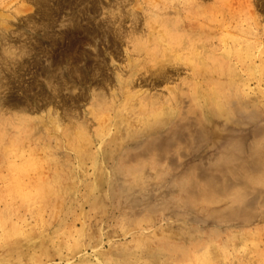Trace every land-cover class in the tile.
Returning <instances> with one entry per match:
<instances>
[{"label":"rangeland","instance_id":"374dc122","mask_svg":"<svg viewBox=\"0 0 264 264\" xmlns=\"http://www.w3.org/2000/svg\"><path fill=\"white\" fill-rule=\"evenodd\" d=\"M0 61V264H264V0H0Z\"/></svg>","mask_w":264,"mask_h":264},{"label":"bare ground","instance_id":"6f19581e","mask_svg":"<svg viewBox=\"0 0 264 264\" xmlns=\"http://www.w3.org/2000/svg\"><path fill=\"white\" fill-rule=\"evenodd\" d=\"M43 3H44V2H43ZM164 9H165V8H164ZM56 14H57V13H56ZM133 15H134V14H133ZM56 16H57V15H56ZM58 16H59V15H58ZM118 18H119V17H118ZM55 19H56V18H55ZM135 19H136V18H135ZM135 19H134V20H135ZM134 20H133V22L136 21V20H135V21H134ZM47 22H48V21H47ZM49 22H50V20H49ZM33 23H34V22H33ZM174 23H175V22H174ZM103 24H104V23H103ZM111 24H112V23H111ZM136 24H137V23H136ZM180 24H182V23H180ZM49 25H50V24H49ZM75 25H76V24H75ZM120 25H121V24H120ZM120 25H118V26H120ZM175 25H176V24H175ZM41 27H42V26H41ZM45 27H46V26H45ZM73 27H75V26L73 25ZM76 27H77V26H76ZM120 27H121V26H120ZM120 27H119V28H120ZM130 27H132V26L130 25ZM133 27H134V26H133ZM135 28H136V27H135ZM109 30H110V29H109ZM118 30H119V29H118ZM182 30H183V29H182ZM115 31H116V30H115ZM184 31H185V30H184ZM184 31H183V32H184ZM118 32H119V31H118ZM188 32H189V31H187V33H188ZM103 34H104V33H103ZM124 34H125V33H124ZM128 34L130 35V32H129ZM128 34H127V35H128ZM183 34H185V33H183ZM129 35H128V36H129ZM144 35H145V34H143L142 36H144ZM102 36H103V35H102ZM113 36H114V35H113ZM128 36H125V37H128ZM117 37H120V36H117ZM125 37H123V38H125ZM129 39H131V38H129ZM103 40H104V39H103ZM148 40H149V39H148ZM185 40H186V39H185ZM132 41H133V40H132ZM164 41H165V40H164ZM174 41H175V40H174ZM181 41H182V40H181ZM183 41H184V40H183ZM183 41H182V42H183ZM2 42H3V41H2ZM117 43H118V42H117ZM129 43H130V40H129V42L127 41V44H128V45H129ZM52 44L55 45V42H52ZM118 45H119V44H118ZM201 45H202V43H201ZM12 46H13V45H12ZM34 46H35V45H34ZM198 46H200V45H198ZM205 46H206V45H205ZM9 47H10V46H9ZM9 47H8V48H9ZM167 47H168V46H167ZM182 47L184 48L183 45H182ZM195 47H196V46L190 48V50L193 49V51L191 52V54H192L193 57H194V55H195L194 52L197 53V52L195 51V49H196ZM236 47H238V46L236 45ZM8 48H7V49H8ZM21 48H22V47H21ZM115 48H116V47H115ZM128 48H129V47H128ZM134 48H135V47H134ZM29 49H30V48H29ZM42 49H43V48H42ZM42 49H41V50H42ZM138 49L141 50L142 48H138ZM138 49L136 48L135 50L137 51ZM212 49H214V48H212ZM5 50H6V49H5ZM10 50H11V49H10ZM10 50H9V51H10ZM31 50H32V49H31ZM140 50L137 51V52L141 55L142 52L140 53ZM167 50H168V49H167ZM178 50H179V49H178ZM182 50H183V49H182ZM6 51H7V50H6ZM141 51H143V50H141ZM22 52H23V53L21 54V56H22V55L24 56V55H27V54L29 55V53H30L29 50L25 52L24 49H23ZM24 52H25V53H24ZM123 52H124V51H123ZM131 52H133V50H131ZM174 52L176 53V51H174ZM10 53H11V52H10ZM18 53H19V52H18ZM133 53H134V52H133ZM210 53H211V52H210ZM210 53H209V54H210ZM234 53H236V52H234ZM12 54H13V53H12ZM136 54H137V53H136ZM202 54H204V53H202ZM207 54H208V52H207ZM7 55H8V54H7ZM19 55H20V54H19ZM38 55H39V54H38ZM133 55H134V54H133ZM154 55H155V54H154ZM174 55H175V54H174ZM176 55H177V54H176ZM229 55H230V54H229ZM234 55H235V54H234ZM239 55L241 56V54H239ZM148 56H149V55H148ZM177 56H178V55H177ZM180 56H181V55H180ZM192 56H191V57H192ZM196 56H197V55H196ZM204 56H205V55H204ZM18 57H20V56H18ZM46 57H47V56H46ZM48 57H49V56H48ZM135 57H136V56H135ZM170 57L174 58L173 56H169V59H170ZM193 57H192V58H193ZM208 57H209V56H208ZM216 57H217V56H216ZM22 58H23V57H22ZM55 58H56V57H55ZM183 58H184V57H183ZM20 59H21V58H20ZM52 59H53V58H52ZM57 59H58V58H57ZM169 59H167V61H168ZM177 59H178V57H177ZM207 59L209 60V58H207ZM13 60H14V59H13ZM55 60H56V59H55ZM132 60L134 61V59H132ZM165 60H166V59H165ZM171 60H172V59H170L169 61H171ZM179 60H180V59H179ZM212 60H213V59H212ZM6 61H7V60H6ZM174 61H175V60H174ZM183 61H184V60H183ZM210 61H211V60H210ZM216 61H217V60H216ZM0 62H1V61H0ZM13 62H15V60H14ZM13 62H12V63H13ZM64 62H65V61H64ZM134 62H135V61H134ZM164 62H165V61H164ZM164 62H163V63H164ZM172 62H173V61H172ZM172 62H171V63H172ZM175 62H176V61H175ZM175 62H173V63H175ZM214 62H215V60H214ZM15 63H16V62H15ZM15 63H13V65H14ZM51 63H53L52 65H54L55 62H50V65H51ZM56 63H59V62L57 61ZM130 63H131V62H130ZM171 63H170V64H171ZM199 63H200V62H199ZM199 63H198V64H199ZM6 64H7V62L5 63V65H6ZM16 64H19V62L16 63ZM16 64H15V65H16ZM166 64H169V62L166 63ZM166 64L163 66V68H164V67H168V66H166ZM170 64H169V66H170ZM175 64H176V63H175ZM177 64H179V63H177ZM195 64H196V63H195ZM200 64H201V63H200ZM203 64H204V63H203ZM19 65H20V64H19ZM23 65H24V64H23ZM173 65H174V64H173ZM173 65H171V66H173ZM179 65H180V64H179ZM192 65H193V64H192ZM204 65H205V64H204ZM214 65H215V63H214ZM6 66H7V65H6ZM171 66H170V67H171ZM177 66H178V65H177ZM177 66H176V67H177ZM193 66H194V65H193ZM195 66H197V65H195ZM221 66H222V65H219V67H221ZM8 67H9V65H8ZM8 67H7V68H8ZM15 67H16V66H15ZM17 67H18V69H19L20 66L17 65ZM22 67H23V66H21V68H22ZM160 67H162V65L158 66L159 69H161ZM173 67H174V66H173ZM176 67H175V68H176ZM178 67H180V66H178ZM190 67L193 68L192 66H190ZM70 68H71V67H70ZM133 68H134V66H133ZM163 68H162L161 70H163ZM187 68H188V67H187ZM50 69H51V68H50ZM138 69H139V68H138ZM165 69L168 70L167 68H165ZM198 69H199V68H198ZM5 70H6V74H7V69L5 68ZM8 70H9V69H8ZM96 70H97V68H96ZM157 70H158V69H156V71H157ZM161 70H160V71H161ZM193 70H196V68H194ZM193 70H192V71H193ZM163 71H164V70H163ZM168 71H169V70H168ZM170 71H171V70H170ZM187 71H188V70H187ZM1 72H2V71H1ZM3 72H4V70H3ZM12 72H13V71H12ZM14 72H15V71H14ZM18 72H19V70H18ZM94 72H97V71H94ZM146 72H149V71L146 70ZM151 72H152V71H150V73H151ZM158 72H159V71H158ZM158 72H155V73L152 72V74H150V76L153 75V77H151V79L153 78V79H155V81L158 80L156 77H158V78L160 77L161 79H163V75H164V73H163L162 71L159 73V74L163 73V74H161V76H162V77H161V76L158 74ZM164 72L169 73V72H167V71H164ZM4 73H5V72H4ZM9 73H10V72H9ZM97 73H98V72H97ZM97 73H95V74H97ZM170 73H171V72H170ZM170 73H169V74H166V75H169V76H170ZM192 73H193V72H192ZM195 73H197V74H196V78H197V77L199 76V70H197ZM195 73H194V74H195ZM11 74H13V73H11ZM41 74H42V73H41ZM43 74H45V73H43ZM99 74H100V73H99ZM172 74H173V73H172ZM172 74H171V75H172ZM7 75H8V74H7ZM101 75H102V74H101ZM128 75H129V73H128ZM128 75H127V76H128ZM154 75H155V76H156V75H159V76L154 77ZM42 76H43V75H42ZM105 76H106V75H105ZM139 76H141V75H139ZM150 76H149V77H150ZM172 76H173V75H172ZM3 77H4V76H3ZM3 77H2V78H3ZM7 77H8V76H7ZM94 77H95V76H94ZM165 77H166V76H165ZM165 77H164V78H165ZM167 77H168V76H167ZM55 78H56V77H55ZM120 78H121V77H120ZM137 78H138V77H137ZM139 78H140V81H141L142 83H145V82L143 81V80H144V79H143L144 76L142 77V79H141V77H139ZM139 78H138V79H139ZM146 78H147V77H146ZM196 78H195V79H196ZM15 79H16V76H15ZM97 79H98V78H97ZM99 79H100V78H99ZM102 79H103V77H102ZM102 79H101V80H102ZM149 79H150V78H149ZM167 79H168V78H167ZM192 79H193V78H192ZM11 80H12V79H11ZM60 80H61V79H60ZM103 80H104V79H103ZM121 80H122V78H121ZM136 80H137V79H136ZM147 80H148V79H147ZM147 80L145 79L146 83H147ZM163 80H164V82L166 81L165 79H163ZM163 80H162V82H163ZM200 80H201V79H200ZM6 81H7V80H6ZM9 81H10V80H9ZM104 81H105V80H104ZM106 81H107V80H106ZM108 81H109V80H108ZM149 81H150V80H149ZM153 81H154V80H153ZM167 81H168V80H167ZM170 81H171V80H170ZM197 81H198V80H197ZM160 82H161V81H160ZM164 82H163V83H164ZM198 82H199V81H198ZM5 83H6V82H5ZM57 83H58V82H57ZM57 83H56V84H57ZM102 83H103V82H102ZM105 83H106V82H105ZM119 83H121V82H119ZM136 83H137V81H136ZM148 83H149V82H148ZM150 83H151V82H150ZM150 83H149V84H150ZM155 83H156V82H155ZM155 83H154V84H155ZM158 83H159V82H158ZM10 84H11V83H10ZM58 84H60V83H58ZM58 84H57V85H58ZM64 84H65V83H64ZM68 84H69V83H68ZM133 84H134V83H133ZM140 84H141V83H140ZM152 84H153V83H152ZM204 84H205V83H204ZM34 85H35V84H34ZM98 85H99V84H98ZM108 85H109V84H108ZM14 86H15V85H14ZM14 86H13V87H14ZM63 86H64V85L62 84V87H63ZM70 86H71V85H70ZM9 87H10V86H9ZM13 87H12V88H13ZM67 87H68V86H67ZM118 87H120V86H118ZM130 87H131V86H130ZM26 88H27V87H26ZM58 88H59V87H58ZM63 88H64V87H63ZM98 88H100V87H98ZM101 88H102V87H101ZM101 88H100V89H101ZM106 88H107V87H106ZM125 88H126V87H125ZM125 88H124V90H125ZM217 88L220 89L221 86L218 85ZM68 89H69V88H68ZM68 89H67V90H68ZM100 89H99V90H100ZM215 89H216V88H212V87L208 88V86H206V87L204 88V85H198V84H196V85H194V86L192 85L191 87L189 86V90H188V92H186V94L184 93V94H185V95H184V102L186 103V100L188 99V101L190 102V109H191V111L194 112V113H196V114H198V116H200V118L193 119L195 122H197V123H199V124H200V123H203V122L206 121V119H208L209 117H211V115H213V112H217V111H219V110L221 109V106H218L217 104H216V105H217V106H216L217 109H216V107H215V108L213 107V108H212L213 111L210 110L209 107H207V104H208L207 100H210V97L213 98V94H212V93L215 91ZM56 90H57V89H56ZM96 90H97V89H96ZM102 90H103V88H102ZM126 91H129V89H127ZM126 91H125V92H126ZM138 91H139V90H138ZM11 92H12V91H11ZM69 92H70V91H69ZM99 92H100V91H99ZM119 92L121 93V91H119ZM140 92H141V91H140ZM136 93H137V92H136ZM138 93H139V92H138ZM138 93H137V94H138ZM103 94H104V93H103ZM114 94H115V91H114ZM126 94H127V93H126ZM129 94H130V93H129ZM147 94H148V93H147ZM96 95H98V94H96ZM124 95H125V94H124ZM132 95H133V94H132ZM149 95H150V94H149ZM154 95H155V94H154ZM171 95H172V94H171ZM215 95H216V94H215ZM98 96H99V95H98ZM134 96H135V95H134ZM136 96H137V95H136ZM146 96H148V95H146ZM103 97H104V96L101 95V98H102V99H103ZM130 97H131V96H130ZM138 97H139V96H138ZM156 97H157V96H156ZM224 98H225V97H224ZM112 99H113V98H112ZM112 99H111V100H112ZM145 99H146V103H147L148 100H147V98H145ZM222 99H223V98H222ZM71 100H72V99H71ZM97 100H98V99H97ZM126 100H129V97H128V99L126 98ZM126 100H125V101H126ZM130 100H131V99H130ZM159 100H160V99H159ZM162 100H163V99H162ZM168 100H169V99H168ZM135 101H136V100H135ZM157 101H158V99H157ZM164 101H165V100H164ZM110 102H111V101H110ZM141 102H142V101H141ZM141 102H140V103H141ZM144 102H145V101H144ZM148 102H149V101H148ZM160 102H161V101H160ZM209 102H210V101H209ZM125 103H126V102H125ZM125 103H124V104H125ZM151 103L153 104L154 102H151ZM155 103H156V102H155ZM158 103H159V102H158ZM185 103H184V104H185ZM105 104H106V103H105ZM126 104H127V103H126ZM129 104H130V103H129ZM129 104H128V105H129ZM162 104H163V103H162ZM169 104H170V103H169ZM219 104H220V103H219ZM143 105H144V103H143ZM147 105H148V104H147ZM210 105H211V104H210ZM124 106H125V105H124ZM144 106H145V105H144ZM144 106H143V109H144ZM138 107H139V106H138ZM210 107H211V106H210ZM118 109H119V108H118ZM169 109H170V108H169ZM120 110H121V109H120ZM146 110H147V109H146ZM142 111H143V110H142ZM147 112H148V111H147ZM139 113H140V112H139ZM152 114H153V115L155 114L154 119H155L156 117L158 118V116L156 115V113H152ZM117 115H119V114H117ZM169 119H170V118H169ZM182 119H183V117H182ZM184 119H185V118H184ZM186 119H187V118H186ZM57 120H58V119H57ZM171 120H172V119H171ZM171 120H170V121H171ZM179 120H180V119H179ZM179 120H178V122H179ZM189 120H190V119H189ZM56 122H57V125H58V126L60 125V123H62L61 120H60V121L58 120V121H56ZM56 122H55V124H56ZM59 122H60V123H59ZM154 123H155V124H152V125H153L152 127L149 126V127H147V128H149V129L152 128V129H153V128H156V127H160V123H159V122H157V123L154 122ZM171 123H173V122H171ZM189 123H190V122H189ZM55 124H54V125H55ZM175 124H176V122H175ZM179 124H180V123H179ZM181 124H182V123H181ZM167 125H168V124H167ZM172 125H173V124H172ZM172 125H171V126H172ZM176 125H177V124H176ZM187 125H188V124H187ZM58 126H57V127L55 126L56 129H58ZM162 126H163V125H162ZM168 126H169V125H168ZM182 126L184 127V125H181V127H182ZM53 127H54V126H53ZM59 127H60V126H59ZM165 127H166V126H165ZM177 127H179V126H177ZM177 127H176V128H177ZM187 127H188V126H187ZM193 127H194V126H193ZM206 127H207V126H206ZM147 128H146V130H147ZM184 128H185V127H184ZM111 129H112V128H111ZM159 129H160V128H159ZM177 129H178V128H177ZM185 129H187V128H185ZM188 129H189V128H188ZM188 129H187V130H188ZM190 129H191V128H190ZM150 130H151V129H150ZM178 130H179V129H178ZM192 130H193V129H192ZM194 130H195V129H194ZM189 131H190V130H189ZM171 132H173V131H171ZM192 132H193V131H192ZM187 133H188V132H187ZM190 133H191V132H190ZM109 134H110V133H109ZM188 135H189V134H188ZM169 136H170V135H169ZM186 136H187V135H186ZM189 136H190V135H189ZM189 136H188V137H189ZM219 138H220V137H219ZM153 139H154V141H153L152 143L155 142V138H153ZM157 140H158V138H157ZM151 141H152V140H151ZM146 145L148 146V144H146ZM153 145H155V143H154ZM180 145H181V144H180ZM149 146H150V145H149ZM182 146H183V145H182ZM226 146H227V145H226ZM262 146H263V144H262ZM150 148L153 149V147H151V146H150ZM226 148H227V147H226ZM226 148H225V149H226ZM261 148H262V147H261L259 144H257V146H254V147H253V150H252V154H254V156H255L254 161H255L256 163H258V164H256V170H257V171H255V172L258 173V174H259L261 171H264V170H263V167H261V166H264V164H262L263 161H264V159L260 157V155H261V151H262V150L260 151ZM172 149H173V148H172ZM130 150H131V149H130ZM153 150H155V149H153ZM227 150H228V149H227ZM223 151L225 152V150H223ZM147 152H148V151H147ZM158 152H159V151H158ZM163 152H164V150H163ZM167 152H168V151H167ZM224 152H223V153H224ZM227 153H228V151H227ZM151 154H152V153H151ZM221 154H222V153H221ZM234 154H235V151H233V152L230 154L229 158H227V154H225V155H226V158H225V156H223L222 158L219 159V162H218L217 164H219V165H222V164H223V166H224V165H229V164H231V166L234 165V166L236 167V166H237L236 164H238V163H236V160L234 159V158H235V157H234ZM156 157H157V156H156ZM159 157H160V156H159ZM218 157H219V156H218ZM228 159H230V161H229ZM233 159H234V160H233ZM155 161H156V160H155ZM249 165H250V164H249ZM231 166H229V167H231ZM94 167H95V166H94ZM235 167H234V169H235ZM246 169H247V168H246ZM249 174H250V172H249ZM222 175H223V174H222ZM225 175H227V174H225ZM233 175H234V174H233ZM240 176H241V175H240ZM225 177L227 178V176H225ZM235 177H236V176H235ZM255 179H256V178H255ZM257 179H258V178H257ZM249 180H250V179H249ZM253 180H254V179H253ZM259 180H260L259 183H260V185H261V182H262L261 178H260ZM256 181H257V182H256ZM256 181H255V182H256V184H257V183H258V180H256ZM252 183H253V182H252ZM253 184H254V183H253ZM262 184H263V182H262ZM210 198H212V197H210ZM236 200H237V199H236Z\"/></svg>","mask_w":264,"mask_h":264}]
</instances>
